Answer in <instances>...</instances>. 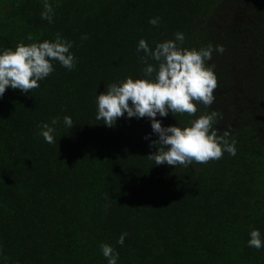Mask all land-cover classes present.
Instances as JSON below:
<instances>
[{"label":"trees","instance_id":"obj_1","mask_svg":"<svg viewBox=\"0 0 264 264\" xmlns=\"http://www.w3.org/2000/svg\"><path fill=\"white\" fill-rule=\"evenodd\" d=\"M48 2L51 22L43 0H0V54L59 33L77 60L72 70L54 61L40 87L0 97V264H108L102 243L117 264H264V247L248 245L254 229L264 240V0ZM177 32L189 49L225 47L208 62L215 101L195 116L157 119L186 127L217 111L214 128L231 133L235 156L155 165L149 118L96 119L108 84L143 78L139 41L154 49ZM45 123L54 144L41 135Z\"/></svg>","mask_w":264,"mask_h":264},{"label":"clouds","instance_id":"obj_2","mask_svg":"<svg viewBox=\"0 0 264 264\" xmlns=\"http://www.w3.org/2000/svg\"><path fill=\"white\" fill-rule=\"evenodd\" d=\"M41 18L52 21L54 10L48 0H43ZM158 26L159 18L149 21ZM87 39V36H82ZM33 40L32 34L27 36ZM185 35L175 33V39L159 42L155 48L149 46L145 39H141L137 52L141 50V57L145 67L142 69L143 78L134 79L129 76L120 83L107 85L106 91L97 96L96 119L103 121L108 127H114L119 118H149L153 133L158 135L150 147H156L157 152L147 158L155 165L167 164L170 167L183 165L187 167L193 162L207 164L213 160H220L227 152L232 156L237 153L236 140H229L231 133L224 131L220 134L214 125L220 115L217 111L205 112L199 118L191 120L189 126H163L157 116L167 117L187 114L195 116L198 105L210 107L214 101V90L218 87V77L214 71L213 52L223 54V45L186 48L183 47ZM73 42L56 34L54 41L44 40L25 44L19 43L15 49L8 48L0 54V97L8 88L19 89L24 93L40 87L39 82L46 79L54 71V61L64 68L72 70L76 65V57L71 53ZM156 63H149V61ZM57 123L52 120V125ZM64 123L73 127L70 116L64 117ZM55 128L45 123L42 125L41 135L49 144H54ZM149 139V137H145ZM128 233L121 234L118 244L123 245ZM249 247L260 249L264 247V240L259 230L250 232ZM103 256L108 264H117L119 253L109 244L100 245Z\"/></svg>","mask_w":264,"mask_h":264}]
</instances>
